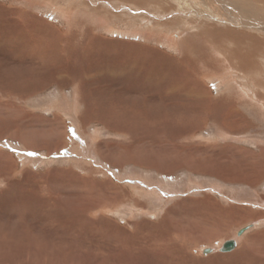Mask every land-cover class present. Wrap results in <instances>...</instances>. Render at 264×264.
I'll use <instances>...</instances> for the list:
<instances>
[{
	"label": "rangeland",
	"instance_id": "obj_1",
	"mask_svg": "<svg viewBox=\"0 0 264 264\" xmlns=\"http://www.w3.org/2000/svg\"><path fill=\"white\" fill-rule=\"evenodd\" d=\"M179 2L0 0V264H264V55L247 72L227 54L263 53L264 0ZM136 27L146 36L121 32ZM189 76L203 95L172 88ZM126 127L133 135L119 139ZM95 182L125 188L106 211L84 205L102 200ZM257 220L236 234L248 257L227 255ZM158 229L167 250L183 231L195 241L192 261L154 253Z\"/></svg>",
	"mask_w": 264,
	"mask_h": 264
},
{
	"label": "bare ground",
	"instance_id": "obj_2",
	"mask_svg": "<svg viewBox=\"0 0 264 264\" xmlns=\"http://www.w3.org/2000/svg\"><path fill=\"white\" fill-rule=\"evenodd\" d=\"M27 1V0H26ZM180 2H179V8H181V5L180 4H182V2H181V0H179ZM209 1V0H208ZM26 3V2H25ZM43 2H41V4H40V6L41 5H43L44 4V6L46 7V8H48V9H50V8H52L53 10H54V12H60V13H63L64 14V17H67L68 16V14L67 13H65L63 10H61V9H59V8H57V7H54L51 3H49V2H44L43 4H42ZM200 3H201V1H198V3L197 2H195V4H197V5H199L200 6ZM186 8L187 9H189L188 8V6H190V3L188 2V0H187V2H186ZM201 5H203V4H201ZM178 7V6H177ZM183 8V7H182ZM203 8V7H202ZM191 9H192V7H191ZM209 9V8H208ZM196 10L194 9V12H195ZM191 12H193V11H191ZM71 13V12H70ZM209 17L211 16V17H213L211 14H207ZM206 15V16H207ZM61 16V15H60ZM69 17V16H68ZM209 24V23H208ZM246 24H248V23H246ZM211 26V25H210ZM203 27L200 31L201 32H199V33H202V30L204 31V29H207L208 28V30L210 31V32H212V33H214L215 34V37L217 38L218 36H221V35H223V36H225L227 39H230V41H232V39L231 38H233L234 36H233V33H229L228 31L226 32H221V30L222 29H219L218 31H216V30H214V28L213 27ZM107 28L110 30V31H117L118 32V30H116L115 28H112V27H108L107 26ZM127 31H121V32H125V33H129V34H132V35H135V34H140V35H144V36H146L145 34V32H143L142 30H140L139 28H135V29H126ZM43 32V31H42ZM235 32H236V34H238L237 32H238V29H236L235 30ZM12 33V32H11ZM23 34V33H22ZM209 34V33H208ZM221 34V35H220ZM227 34H229V36L230 37H228L227 36ZM239 35V34H238ZM9 36V35H8ZM209 36V35H208ZM236 36V35H235ZM40 37H41V35H40ZM249 37V39L251 40L252 38L250 37V36H244V38H248ZM244 38H243V40H244ZM233 39H235V38H233ZM39 40V39H38ZM160 40H162V42H164V43H166L167 45H170L171 47H174V48H177L178 47V45H177V41H176V39H174V37L172 36V35H169L168 34V36H166V35H162L161 37H160ZM237 41H235V43H236ZM43 43V42H42ZM252 43V42H251ZM245 48V46L244 47H241L240 45H238V44H236V49L234 50V51H228L227 50V54L228 53H230V57L231 58H234L235 60L236 59H239L238 60V62L239 63H241V65L239 64L238 66H240V67H242L245 71H247V72H251V70H252V68L255 66V64H256V62H251V61H253L254 60V57L255 56H260L261 54H263L264 55V51H263V53H262V51H261V46H259L258 47V50L257 49H254V50H250V49H246ZM253 49V48H252ZM136 53V52H135ZM136 55V54H135ZM263 55H261V56H263ZM254 56V57H253ZM135 57V56H134ZM242 64H243V66H242ZM135 65V64H134ZM203 65V64H202ZM245 65V66H244ZM154 66V65H153ZM198 66V65H197ZM208 66H209V64H208ZM140 67V66H139ZM195 67V66H194ZM201 67H203V66H201ZM211 67V66H210ZM216 67V66H215ZM259 67V66H258ZM151 68H154V67H151ZM43 69V68H42ZM214 69V68H213ZM77 71V70H76ZM209 71V70H208ZM190 73V72H189ZM198 75V74H197ZM206 75H208L209 76V78L212 80V81H214V83H215V87L217 88V87H219L220 85H221V83H223L224 81H223V77L221 76V75H218V72H217V74L215 73V72H212V71H210V72H207L206 71ZM252 75V74H251ZM203 76V75H202ZM185 77V76H184ZM192 77L191 76H189V78H186V79H182L181 80V84H177V85H175V86H173L172 88L173 89H175L176 87H177V89H179L178 91H180V92H182V93H186V94H191V93H195L194 91L196 90V92L198 93V95H200V94H204L203 92L205 91L204 89H205V85H202V84H200V82H193V81H191L190 79H191ZM196 80V79H195ZM203 81V80H202ZM226 82V81H225ZM72 83V82H71ZM174 83V82H173ZM77 86V85H76ZM171 86V85H170ZM56 92H58V91H56ZM55 92V93H56ZM57 94H53V96H56ZM59 96V95H58ZM196 96V95H195ZM212 96V95H211ZM207 97V96H206ZM208 98V97H207ZM66 99V98H65ZM204 99V98H203ZM227 99V98H226ZM239 99V98H238ZM59 100L60 99H58V97H53V100L51 101V103L50 104H57L58 102H59ZM229 100V99H228ZM240 100V99H239ZM41 102V101H40ZM193 102V101H192ZM196 102V101H195ZM194 102V103H195ZM236 102V101H235ZM61 103V102H60ZM58 104V105H61L62 107L64 106H66L65 105V103H67V102H65V103H63V104ZM57 105V106H58ZM238 105V104H237ZM229 106H230V108H231V111H234V103H230L229 104ZM60 107V106H59ZM237 107V106H236ZM61 108V107H60ZM69 108V107H68ZM232 108H233V110H232ZM63 109V108H62ZM71 109V108H70ZM238 108H236V110H237ZM240 110V109H239ZM228 112L229 114L231 113V114H233L232 112ZM238 112L236 111V113L235 114H237ZM238 115H239V113H238ZM58 118V117H57ZM240 118V117H239ZM85 121V120H84ZM58 127V126H57ZM121 128V127H120ZM127 129H123V132H121V133H117L118 135H119V139H125L126 137H131L132 135H133V132L131 131V129L130 128H128V127H126ZM98 131L99 130H97V129H93L92 131H91V134L90 135H92L91 137L92 138H94L95 136H97L98 135ZM182 135H185V138H183V137H180V135H179V137L178 138H181V139H186V140H188L187 138H188V133H186V132H183V134ZM220 135V134H219ZM122 136H123V138H122ZM155 138V137H154ZM152 139V138H151ZM79 141V140H78ZM138 141L139 140H135L134 139V142H136V143H138ZM77 145H79V147L81 148V146H80V144L79 143H77ZM239 151V150H238ZM238 151L236 152V153H238ZM31 154V153H30ZM194 154V153H193ZM4 155L5 154H3V153H1L0 152V183L2 184V186H4V188H5V182L3 181V178H2V176L6 173L5 172V164L3 165L2 163V159L4 158ZM10 155V154H9ZM6 156H8V154L6 155ZM252 156V155H251ZM10 159V158H9ZM9 162H11V161H9ZM182 163V162H181ZM4 166V167H3ZM178 168V167H177ZM17 173V172H16ZM57 173V172H56ZM12 175V174H11ZM24 175V174H23ZM11 177V176H10ZM9 177V178H10ZM63 179V178H62ZM11 181L12 182H14L13 184H19L21 181L20 180H18V179H16V178H11ZM151 181V180H150ZM62 182V181H61ZM153 183V182H152ZM53 184V183H52ZM90 184V183H89ZM89 184H87V185H89ZM92 184H94V185H96V187H98L96 190L99 192V194L101 193L102 194V196H100V198H102V200L100 201V203L97 201V199H92V200H89L87 203H85L84 205H87V207L88 208H86V210H90V209H92V210H94V212H97V210H96V208H100V210L101 209H104V211H106V208H107V204H106V201H107V199L109 198V205L110 204H114V202L116 203V201L119 199V197H121L122 195H120L121 193L123 194V191H124V189L125 188H123L122 189V191L120 190V189H118L117 187L116 188H112V189H116V190H112V189H110V188H106L105 187V184L106 183H102V182H98V183H91V185ZM123 185V184H122ZM10 186H11V184H10ZM9 186V187H10ZM17 187V186H16ZM72 187V186H71ZM82 187H83V184H82ZM81 187V188H82ZM115 187V186H114ZM7 188V187H6ZM17 188H19V186L17 187ZM92 188V187H91ZM136 188V187H135ZM82 190V189H81ZM96 190H94L93 191V193H91V195H89V197L90 196H92V195H97L96 193ZM136 190V189H135ZM5 191V190H4ZM86 191V190H85ZM91 191V190H90ZM89 191V192H90ZM6 192V191H5ZM25 192H27V191H25ZM78 192V191H77ZM139 192V191H138ZM144 192V191H143ZM79 193V192H78ZM105 193H108L109 194V196H107ZM87 194V193H86ZM74 195V194H73ZM209 195V194H208ZM3 196V195H2ZM88 196V195H87ZM126 196V195H125ZM95 197V196H94ZM106 197V198H105ZM124 197V196H123ZM122 197V198H123ZM202 197V196H201ZM96 198V197H95ZM122 198H121V200H122ZM199 198V197H198ZM210 198V197H209ZM78 199V198H77ZM76 199V200H77ZM124 199V198H123ZM157 199V198H156ZM187 199V198H186ZM200 199H202V198H200ZM205 198H203V200H204ZM211 199V198H210ZM120 200V199H119ZM126 200V199H125ZM203 200H200L201 202H203ZM207 200H208V197H207ZM78 201V200H77ZM187 201V200H186ZM204 201H206V200H204ZM210 201V200H209ZM212 201V200H211ZM214 201V200H213ZM76 201H74L73 203H75ZM108 202V201H107ZM135 202H137V200L135 201ZM216 202V201H215ZM117 203H120V202H117ZM76 204V203H75ZM117 205V204H116ZM207 205V204H206ZM205 205V206H206ZM211 205H212V203H211ZM81 206H82V208H80V209H83V205L81 204ZM109 207V206H108ZM111 207H113V206H111ZM214 207V206H213ZM78 208V207H77ZM116 208V207H115ZM155 208V207H154ZM201 208V207H200ZM127 208H125L124 207V210H126ZM199 209V208H198ZM99 210V209H98ZM107 211H110V208L109 209H107ZM74 212V211H73ZM112 212V211H111ZM119 212H123V209H120L119 210ZM131 212V210H129V213ZM141 212V211H140ZM140 212L138 211V212H136V214L138 213L139 215H140ZM171 212V211H170ZM204 212V211H203ZM113 213V212H112ZM83 214V213H82ZM97 214V213H96ZM114 214V213H113ZM135 214V213H134ZM184 214V213H183ZM180 216V215H179ZM164 217V215L162 216V218ZM142 219V218H141ZM181 219V218H180ZM93 220V219H92ZM106 220V219H105ZM160 220H162V219H160ZM159 220V221H160ZM164 220H167L166 219V217L163 219V221H157L156 223L158 224V227L160 226V224L162 223V222H165ZM173 221V220H172ZM217 221V220H216ZM131 224L132 223H134L135 221H129ZM260 221L259 220H257V221H254L253 222V224H254V226L253 227H255L256 225H258V223H259ZM145 223H149V221L148 222H145ZM167 223V222H166ZM117 224V223H116ZM135 224V223H134ZM156 225V224H155ZM170 225V224H169ZM107 227V226H106ZM134 227V226H133ZM132 227V228H133ZM170 227V226H169ZM252 227V228H253ZM137 228V227H136ZM171 228V227H170ZM252 228H249L248 230H250V229H252ZM161 229H163L162 227H161ZM161 229L159 230L158 229V231H157V233H155V244H156V246L159 248H161V250H160V248H159V251H157V252H154V253H160V255H163L162 256V259L164 260V261H166V260H172V262H174L173 260H176L177 259V257L179 258V256L181 257V259L184 261V262H187L188 263V261H192V256L190 255L191 254V252H190V247H191V245L193 244V242H195V241H191L190 243H186V244H184V243H182L181 242V240H187L186 239V237H184L185 236V232L183 231V233L182 232H180L179 234H177V238H176V240L175 241H173V243L172 244H170V243H168L167 245H168V247H169V250H167V247H166V249H165V246H164V244H163V242L162 241H169L170 242V239L168 238V236H163L165 233L164 232H162L161 231ZM173 229V228H172ZM142 229H140V232H142L141 231ZM146 230V229H145ZM149 230H151V229H149ZM148 230V231H149ZM136 231V230H135ZM135 231H134V233H135ZM236 231V230H235ZM247 231V230H246ZM234 232V231H233ZM245 232V231H244ZM133 233V232H132ZM161 233L163 234V235H161ZM181 233H182V235H181ZM143 234V233H142ZM150 234V233H149ZM152 234V233H151ZM233 234V233H232ZM264 234V233H263ZM205 235V234H204ZM261 235V234H260ZM146 236V235H145ZM248 236V235H247ZM172 237V236H171ZM245 237V235H243V237H242V239H241V237L240 238H237L236 237V232H234V234H233V238L236 240V242H237V245H238V243L240 242V246L238 247V248H234L231 252H225L226 254L227 253H229V254H227V255H234V256H238V258L239 257H241V256H246V257H248V255L247 254H244V253H246L245 251H248V249L250 248V245H249V241H247V238H244ZM260 237V236H259ZM143 238H145V237H143ZM150 238H151V236H150ZM142 239V238H141ZM241 239V240H240ZM147 240H148V238H147ZM195 240V239H194ZM198 240H200V239H198ZM202 240V239H201ZM222 240V239H221ZM141 241V240H140ZM252 242H254L253 240H251ZM263 242V241H262ZM251 243V242H250ZM261 243V242H260ZM218 244V243H217ZM221 244H222V242L221 243H219L218 245H215L214 244V249H218L219 248V250L223 247V246H221ZM154 245V244H153ZM194 245V244H193ZM196 246V245H195ZM157 248V249H158ZM203 248V247H202ZM206 249V248H205ZM199 250H201L202 251V249H201V247H199ZM245 250V251H244ZM253 250V249H252ZM216 251V250H215ZM165 252V253H164ZM249 252V251H248ZM247 252V253H248ZM253 252H255V251H253ZM146 253V252H145ZM175 253L176 254H179V256L177 255V256H175L174 257V255H175ZM217 253V252H216ZM215 253V254H216ZM256 253V252H255ZM220 254V253H219ZM222 254V253H221ZM249 254V253H248ZM252 254V253H251ZM212 254H209L208 256H204V257H200V258H198L199 260H201L202 262H206V261H208L209 260V257L211 256ZM256 255V254H255ZM261 255V254H260ZM174 257V259H172L173 257ZM218 256V255H217ZM262 256V255H261ZM160 257V256H159ZM219 257V256H218ZM253 257V256H252ZM262 257H264V256H262ZM261 257V258H262ZM214 258V257H213ZM216 258V257H215ZM219 258H221V257H219ZM260 258V257H259ZM258 258V256L256 257V259H259ZM256 259H255V261H256ZM264 259V258H263ZM5 260V259H4ZM167 261V262H168ZM177 261V260H176ZM252 261H254V260H252ZM11 263V262H10ZM256 263V262H255ZM13 264H15V263H13ZM171 264H173V263H171ZM185 264V263H184ZM189 264V263H188ZM257 264H258V261H257Z\"/></svg>",
	"mask_w": 264,
	"mask_h": 264
},
{
	"label": "water",
	"instance_id": "obj_3",
	"mask_svg": "<svg viewBox=\"0 0 264 264\" xmlns=\"http://www.w3.org/2000/svg\"><path fill=\"white\" fill-rule=\"evenodd\" d=\"M253 226H254L253 223L246 224L245 226H241V228L237 230V233H236V234L239 236V235H241L244 231L248 230L249 228H251V227H253ZM227 243H233L232 245L230 244V246H226L227 248H230L231 246L234 245V242H233L232 240L227 241ZM211 249H212V247L208 246V248L204 249V251H209V250H211Z\"/></svg>",
	"mask_w": 264,
	"mask_h": 264
}]
</instances>
